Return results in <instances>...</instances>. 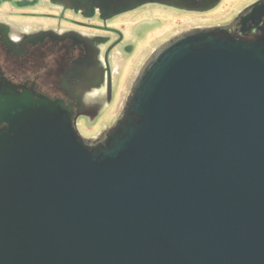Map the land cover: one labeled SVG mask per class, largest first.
<instances>
[{
  "label": "water",
  "instance_id": "95a60500",
  "mask_svg": "<svg viewBox=\"0 0 264 264\" xmlns=\"http://www.w3.org/2000/svg\"><path fill=\"white\" fill-rule=\"evenodd\" d=\"M0 264H264V34L164 46L104 146L1 90Z\"/></svg>",
  "mask_w": 264,
  "mask_h": 264
},
{
  "label": "flooded vegetation",
  "instance_id": "af4514ba",
  "mask_svg": "<svg viewBox=\"0 0 264 264\" xmlns=\"http://www.w3.org/2000/svg\"><path fill=\"white\" fill-rule=\"evenodd\" d=\"M224 3L225 0H0V91L60 101L76 123L88 106H103L111 101L119 79L124 78V82L118 92L133 94L139 75L154 55L181 37L211 31L249 44L264 34V0L248 4L224 24L190 20L191 28L177 34L172 27L173 31H158L161 25L170 23L174 12L206 17L217 13ZM10 10L17 17H10ZM120 63L125 66L119 75ZM105 142L106 138L97 144L84 143L94 147L104 146Z\"/></svg>",
  "mask_w": 264,
  "mask_h": 264
},
{
  "label": "rangeland",
  "instance_id": "374dc122",
  "mask_svg": "<svg viewBox=\"0 0 264 264\" xmlns=\"http://www.w3.org/2000/svg\"><path fill=\"white\" fill-rule=\"evenodd\" d=\"M254 1L258 0H225V3L217 13L206 17H189L190 15L174 12L172 13L173 19L170 23L161 25L158 31L162 33L174 28V32L177 34L191 28V21L210 22L212 20H216L217 23L224 24L234 17L237 11H241L245 8V6ZM160 12L166 15V11L160 10ZM8 15L12 18L17 17L12 10L8 12ZM31 17L36 18L37 20L41 18L40 15H31ZM123 64L124 63L118 64L119 75L124 71L123 68L125 64ZM141 65L142 63L140 64V67ZM143 65L145 64L143 63ZM137 73V75H139V70ZM119 81L117 91L112 96L111 101L107 102V104H104L103 106H88L87 111L84 113V117H81L78 121H76L75 128L85 143L97 144L100 139L106 138L110 130L116 127L118 122L122 120L128 99L132 94L130 91L119 93L118 89H121L119 86L121 87V85H123L124 78L121 80L119 79Z\"/></svg>",
  "mask_w": 264,
  "mask_h": 264
}]
</instances>
